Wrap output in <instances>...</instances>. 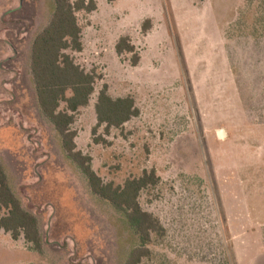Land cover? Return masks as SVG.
<instances>
[{"label": "rangeland", "instance_id": "rangeland-1", "mask_svg": "<svg viewBox=\"0 0 264 264\" xmlns=\"http://www.w3.org/2000/svg\"><path fill=\"white\" fill-rule=\"evenodd\" d=\"M95 1L78 13L83 50L70 54L99 79L72 130L105 183L160 177L139 201L165 233L141 264H264V0ZM53 10V0H0V163L43 240L37 251L0 231V264H125L137 240L38 105L30 51ZM122 36L137 66L116 54ZM104 85L139 115L94 134Z\"/></svg>", "mask_w": 264, "mask_h": 264}, {"label": "trees", "instance_id": "trees-1", "mask_svg": "<svg viewBox=\"0 0 264 264\" xmlns=\"http://www.w3.org/2000/svg\"><path fill=\"white\" fill-rule=\"evenodd\" d=\"M163 1L164 9L167 2ZM54 10L48 24L33 40L30 51V69L38 105L44 116L51 121L61 137L62 148L69 160L85 175L90 190L108 202L121 216L124 227L137 242L125 264H141L150 255L153 236L165 233L160 221L140 205L141 194L155 188L160 177L154 169L144 171L138 178H129L122 185L105 183L92 169L91 159L77 150V132L72 130L79 111L88 106L95 93L99 77L87 72L77 64L70 52L83 50V28L78 13L87 14L97 9L95 0H53ZM152 23L146 20L142 30L147 32ZM118 56L131 55V63L137 66L140 57L128 36H122L115 45ZM97 124L105 133L113 128L121 129L124 124L139 115V109L131 97L113 98L107 85L100 91L95 104ZM95 140L104 142L102 136ZM10 233L13 239L23 237L35 250H41L43 240L38 221L26 211L13 193L0 163V231Z\"/></svg>", "mask_w": 264, "mask_h": 264}, {"label": "water", "instance_id": "water-1", "mask_svg": "<svg viewBox=\"0 0 264 264\" xmlns=\"http://www.w3.org/2000/svg\"><path fill=\"white\" fill-rule=\"evenodd\" d=\"M217 134H218V137H220L221 139L226 137V133H225V131L223 129L218 130Z\"/></svg>", "mask_w": 264, "mask_h": 264}]
</instances>
